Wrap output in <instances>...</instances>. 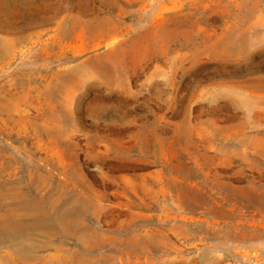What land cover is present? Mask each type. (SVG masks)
<instances>
[{"label":"rangeland","instance_id":"374dc122","mask_svg":"<svg viewBox=\"0 0 264 264\" xmlns=\"http://www.w3.org/2000/svg\"><path fill=\"white\" fill-rule=\"evenodd\" d=\"M0 264H264V0H0Z\"/></svg>","mask_w":264,"mask_h":264},{"label":"bare ground","instance_id":"6f19581e","mask_svg":"<svg viewBox=\"0 0 264 264\" xmlns=\"http://www.w3.org/2000/svg\"><path fill=\"white\" fill-rule=\"evenodd\" d=\"M6 40V39H5ZM111 43V42H110ZM11 212V211H10ZM68 221H69V217L68 216H61L59 218V222H60V226L63 228L65 226H67L68 224ZM29 231H26V232H23L22 234H17L16 237L22 239V240H26L29 238ZM12 242V241H11ZM13 244V243H12ZM19 244V243H18ZM17 244V245H18ZM20 245V244H19Z\"/></svg>","mask_w":264,"mask_h":264}]
</instances>
